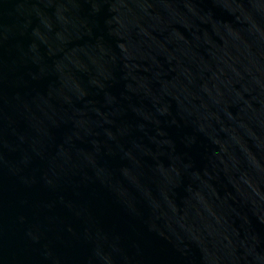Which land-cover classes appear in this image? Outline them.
<instances>
[{
	"label": "water",
	"instance_id": "95a60500",
	"mask_svg": "<svg viewBox=\"0 0 264 264\" xmlns=\"http://www.w3.org/2000/svg\"><path fill=\"white\" fill-rule=\"evenodd\" d=\"M0 264H264V0H0Z\"/></svg>",
	"mask_w": 264,
	"mask_h": 264
}]
</instances>
